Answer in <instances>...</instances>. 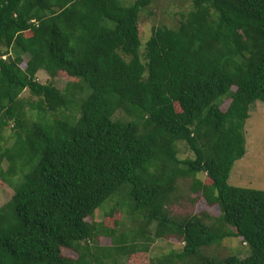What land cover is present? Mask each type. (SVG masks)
<instances>
[{
	"label": "trees",
	"instance_id": "1",
	"mask_svg": "<svg viewBox=\"0 0 264 264\" xmlns=\"http://www.w3.org/2000/svg\"><path fill=\"white\" fill-rule=\"evenodd\" d=\"M152 2L0 0V138L11 120L22 126L26 89L40 153L0 207V264H102L87 251L100 235L126 255L164 235L183 242L149 264H264V189L228 182L245 154L250 104L264 102V0H191L176 27L152 28L141 54L139 13ZM40 69L81 79L89 92L70 109L58 87L37 80ZM179 142L193 158L178 157ZM197 172L210 183L192 189L219 215H170L178 179ZM123 184L133 207L148 209L128 249L115 227L86 220ZM228 237L247 254H209ZM81 241L83 254H63Z\"/></svg>",
	"mask_w": 264,
	"mask_h": 264
},
{
	"label": "rangeland",
	"instance_id": "2",
	"mask_svg": "<svg viewBox=\"0 0 264 264\" xmlns=\"http://www.w3.org/2000/svg\"><path fill=\"white\" fill-rule=\"evenodd\" d=\"M121 2L129 5L132 0H121ZM190 9L191 0H153L150 6L144 8L139 13L138 19L141 54L150 38L153 27H176L182 16ZM26 35H30V33L28 32ZM23 58L26 60L27 56H23ZM21 66L25 67V63L23 62ZM36 78L41 83H53L58 87L69 100L70 109L78 107L89 92L85 82L75 77H69L62 71H59L55 76H50L45 70L40 69L36 73ZM33 100L36 98L32 97L28 90L25 89L21 93L17 113L23 119L22 126L14 128V120H11L3 131V137L0 138V152L5 153V157L0 162V207L11 201L15 188L22 183L24 175L36 164L40 155L36 151V143L30 135L36 111L31 110L27 103ZM228 103L229 99H224L220 108L225 110ZM176 108L179 110L178 106ZM244 136L245 154L233 163L228 182L233 186L264 189L263 101L254 100L250 104L249 117L244 126ZM177 155L180 159L193 158L192 151L180 142L177 143ZM29 156H31V162L26 165L23 164L24 158ZM193 178L195 182H193ZM198 182L205 185L209 184L210 180L204 172H197L193 177L178 179L177 188L172 193L173 202L165 207L170 215L177 216L204 211L214 216L219 215V208L216 204L208 205L202 193L192 189V184L194 187L199 186ZM147 215V208L139 207L136 209L133 207V201L129 197V185L123 184L116 193L107 198L95 210L92 218L86 220L99 223L103 227H115L117 241L123 242L125 239L127 244L124 247L128 249L133 236L144 233L143 229L140 228L146 225ZM149 226L153 228L154 224ZM141 239L138 238L137 241L142 242ZM97 242L89 241L87 251L96 253L97 258H102V264H149L151 259L173 251L179 252L183 246L181 240L164 235L150 245L148 252H135L126 255L117 251V249L122 250V247L111 246L109 237L100 235ZM76 245L81 246V248L62 247L63 254L73 259L77 258L79 254H83L84 241L76 242ZM206 249L209 248L203 247L201 249L203 254ZM209 251V254H217L219 257L226 255L244 256L247 254L248 248L241 242L240 238L228 237L212 245ZM108 254H111L112 257H108Z\"/></svg>",
	"mask_w": 264,
	"mask_h": 264
}]
</instances>
